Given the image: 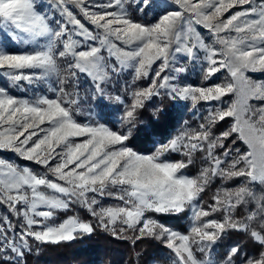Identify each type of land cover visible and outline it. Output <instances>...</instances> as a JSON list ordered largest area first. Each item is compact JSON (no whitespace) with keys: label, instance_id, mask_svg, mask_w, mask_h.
<instances>
[{"label":"snow or ice","instance_id":"obj_1","mask_svg":"<svg viewBox=\"0 0 264 264\" xmlns=\"http://www.w3.org/2000/svg\"><path fill=\"white\" fill-rule=\"evenodd\" d=\"M162 2L0 0V75L14 86L53 77L57 84L51 97L17 98L0 88V150L45 169L40 175L0 159V264H27L33 243L72 242L97 228L159 241L171 264H264V82L249 75L264 72V0ZM189 66H198L202 86L183 83ZM128 70L133 83L148 85L132 88L126 103L108 85ZM81 76L94 97L123 106L119 128L78 121ZM214 77L219 82L207 84ZM163 96L203 102L206 114L141 154L128 142L146 102ZM169 153L186 159H164ZM196 154L202 166L189 176L183 170ZM217 180L229 186L218 187L205 207L203 194ZM74 207L95 224L74 215L56 222ZM186 212L184 232L153 216ZM231 232L249 246L236 243L218 255Z\"/></svg>","mask_w":264,"mask_h":264},{"label":"trees","instance_id":"obj_2","mask_svg":"<svg viewBox=\"0 0 264 264\" xmlns=\"http://www.w3.org/2000/svg\"><path fill=\"white\" fill-rule=\"evenodd\" d=\"M126 102L129 101L126 100ZM180 110L181 107L178 106L177 102L169 97H153L152 100L146 102L144 109L140 111V122L133 129V135L128 142L129 145L138 152L152 154L160 144L168 143L180 133L179 124L183 123L184 119L188 120V124H184L185 126L182 129L198 126L200 115L190 113L183 116ZM115 111L114 106L97 102L96 113L101 117V121L110 127L119 128L118 122L115 120ZM228 125L227 120L223 121L214 131L219 134ZM241 147L244 146L241 145ZM200 155L196 154L194 163L183 170L185 174L194 176L198 173L199 168L202 166ZM164 159L179 161L186 158L178 153H169ZM43 173V171H39L40 175H43ZM237 183H239V180L229 182L233 186ZM221 186L227 187L229 185L217 180L203 194L205 207L211 202V197L216 189ZM256 190L260 194L259 187ZM2 212L4 211L2 210ZM75 213L81 220L95 224L94 218L86 210L77 208ZM217 218H219V214H217ZM158 219L175 230L184 232L187 229L186 217H168L166 215V217L159 216ZM236 243L246 247L249 246V241L243 234L231 232L218 242L217 254L223 255L229 246ZM35 247H37V253L43 249L45 251L38 256ZM26 261L27 264H148L151 261L155 264H171L168 250L159 241L149 238L135 242L131 238L119 239L100 228H97L93 234L72 242H62L56 245L33 243V251L26 256Z\"/></svg>","mask_w":264,"mask_h":264},{"label":"rangeland","instance_id":"obj_3","mask_svg":"<svg viewBox=\"0 0 264 264\" xmlns=\"http://www.w3.org/2000/svg\"><path fill=\"white\" fill-rule=\"evenodd\" d=\"M163 6H164V4H163L162 0H157L156 8H162ZM129 10L131 11V8ZM232 11H236V9H232ZM230 14H231L230 12L226 13L225 16L230 15ZM152 18H154V13H151V12L148 13V16L146 19L150 21V20H152ZM142 19H143V17H142ZM205 35H206V33H205ZM0 39H3L2 35H0ZM11 47L13 50H21V51L24 50L23 45L13 44V45H11ZM249 75L254 80H256L257 82H264V72L249 73ZM217 76H219L221 79H223V73H218ZM214 82H219V81H217L216 78L214 77L213 80L208 81L207 84L211 85ZM183 83L192 84L193 86H202L201 80L199 78L198 66H189V72L187 74H185V77L183 79ZM21 85L22 86H14V85H12L11 81H9L7 79V77L0 75V88L7 89L9 95H12V96L17 97V98H32V97H36V96H40V95H48L49 97H51L54 94L52 92H50L49 89L57 86L54 77L51 78L50 80L42 81V82H40L36 85H33V86H28V85L24 84V82H21ZM147 85H148V80H141V81H136L135 83H133L132 82V71L128 70L126 72L121 73L119 77L113 78V80L108 85V91L110 92V94L112 96L120 95L122 98L125 99V102H126V100L130 101V99H131L132 88L146 87ZM66 87H67V85H66ZM93 93H94V89L92 87L91 81L87 77L81 76L80 86H79L80 114L78 115L79 118H77L78 121L79 122H89V121H93V120H100V122H102L101 117L99 116V114L96 113L97 102H98V103H106V104H109V105L115 107V110H116L115 111V120H116V122H118V126H119V119H120V116L122 115L123 110H124L123 106L117 105L107 98L94 97ZM164 97H167V96H163V97H159V98H164ZM175 102H177L178 106L181 107L180 112H182L181 115H183V116L185 114L189 115L190 113H192L193 115L194 114L200 115L202 117L203 115L206 114L207 105L203 102L198 104L196 107L192 106L191 101L175 100ZM213 103H215V102H213ZM253 103L259 104L260 102L254 101ZM90 113H91V115H89ZM183 116H182V118H183ZM228 122L230 123V121H228ZM184 124L185 125L188 124L187 119H184L183 123L179 124V132H182L185 129V128L182 129L185 126ZM196 126L197 125L191 126V128H195ZM181 129H182V131H181ZM76 139H83V138H76ZM129 147H131V146L129 145ZM133 150H135V149H133ZM139 153L146 154V153H142V152H139ZM8 157H10V158H8ZM0 159L5 160L6 162H10L13 165L18 166L19 168H28V169H30L33 172H36L38 174H39L40 170L43 172L45 170L40 165H37L36 163H34L32 161L25 160V159L21 158L17 153L9 151V150H0ZM20 159H22V160L20 161ZM104 203L112 204L115 202L111 201V200H106V201H104ZM77 208H79V207H74L72 211L67 212V213H63V212L58 213L57 217H56V222L59 223L63 219L67 218V216H73V215L76 216L75 210ZM2 210L4 212H2ZM3 214H5V209L3 207H0V215H3ZM166 215L168 217H171V216H175V217L181 216L183 218L186 217V219H185L186 227H187V229L190 227V223H191L190 213L186 212V213H181V214H153L154 218H156V219H158L159 216L166 217ZM159 221L162 222L161 220H159ZM35 243H38V242H35ZM48 245H52V244H48ZM43 251H45V249H43L42 251L37 253V247H35V252L38 254V256H40L43 253ZM148 264H155V262L151 261Z\"/></svg>","mask_w":264,"mask_h":264}]
</instances>
